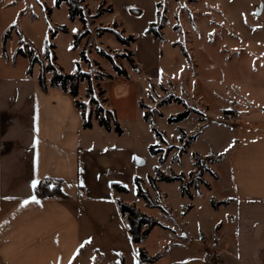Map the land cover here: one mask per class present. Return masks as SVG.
Wrapping results in <instances>:
<instances>
[{
	"label": "rangeland",
	"instance_id": "1",
	"mask_svg": "<svg viewBox=\"0 0 264 264\" xmlns=\"http://www.w3.org/2000/svg\"><path fill=\"white\" fill-rule=\"evenodd\" d=\"M57 1L0 0V30L10 32L5 60H17L27 70L28 59L14 54L21 38L41 57L49 51V60L42 58L44 65L52 60L64 72L78 68L86 72L92 89L87 80L80 86L85 115L102 103L100 86L105 90V106L116 112L125 136L135 139L138 152L148 158L147 166L140 169L145 179L142 188L159 206L149 207L136 192L122 195L125 201L159 221L169 220L181 236L214 238L219 234L216 223L232 212L223 203L218 208L212 205L221 201L227 181L214 180L213 171L222 169L215 159L197 168L193 154L204 156L222 146L229 123L264 114V18L260 8L255 9L261 0H76L83 21L71 20L66 0ZM151 21L163 25L161 39L145 32ZM109 29L137 39L124 44ZM101 51L127 75L118 74ZM129 52L136 67L126 55ZM33 71L39 72V64ZM107 73L114 77L106 78ZM187 109L186 118L169 121ZM92 121L91 133L118 136L114 128L110 132ZM150 145H155L157 155L150 152ZM155 164L165 174L182 173L193 199L181 197L180 181H161L156 187ZM148 173L155 174V185ZM190 201L193 207L188 210ZM162 232L166 241L168 231Z\"/></svg>",
	"mask_w": 264,
	"mask_h": 264
},
{
	"label": "crops",
	"instance_id": "2",
	"mask_svg": "<svg viewBox=\"0 0 264 264\" xmlns=\"http://www.w3.org/2000/svg\"><path fill=\"white\" fill-rule=\"evenodd\" d=\"M259 8L264 18L263 0ZM1 32L0 264H119L121 258L124 264H264V114L229 123L224 144L204 155L218 156L222 169L213 171L214 180L227 181L221 201L232 212L216 223L219 234L181 236L169 220L159 221L143 245L150 255L162 256L139 263L118 200L138 192L137 180L141 186L145 180L140 169L148 158L138 152L135 139L125 136L121 123L118 136L91 133L95 124L82 125L69 92L45 91L38 73L29 75L17 60L6 61ZM143 119L149 122L146 115ZM154 168L160 170L157 164ZM44 178L61 179L66 196L39 198L36 186ZM33 180L38 181L35 187ZM114 183L127 191L114 189ZM33 195L39 202L29 199ZM180 195L194 197L187 189H180ZM192 207L191 202L188 210ZM162 231H168L169 243L162 240Z\"/></svg>",
	"mask_w": 264,
	"mask_h": 264
},
{
	"label": "trees",
	"instance_id": "3",
	"mask_svg": "<svg viewBox=\"0 0 264 264\" xmlns=\"http://www.w3.org/2000/svg\"><path fill=\"white\" fill-rule=\"evenodd\" d=\"M61 0H58L57 3H60ZM68 4L69 9V17L71 20H75L77 17L80 18L83 21V10L82 6L76 1V0H66ZM109 8L112 9V5H109ZM158 14V12H157ZM155 21L149 22L145 32L148 34L153 35L155 38L161 39L163 37V33L161 31L163 25L156 26ZM63 30H66V26H62ZM111 31H115L112 29H109ZM115 35L117 39L124 43L128 44L130 41H135L137 37L133 34L125 36L122 31H115ZM10 36V32H6L2 34L1 37V54L3 57L7 55V40ZM78 36L76 35L75 43H77ZM19 44L17 48L15 49V53L17 56H22L28 59L29 61V67L26 70V73L29 75H33V67L35 64H39V72L37 74V79L40 83V86L43 90L48 91L50 89H60L63 91L69 92L75 100L76 106L80 111L81 118H82V125L84 127H91L92 126V119L98 121V123L105 127L107 130H112L113 128L118 133H122V128L118 122L117 114L114 110L108 108L105 106V103L107 101V98L105 97V90L102 89L99 86L98 83V93L100 96H102V103L97 104L94 111H91L88 116L84 113V100L80 99V86L82 82L85 80L88 81L89 75L81 71L80 68H78L75 72L69 73L64 72L62 69L57 68V66L54 64V62L48 61L46 65L43 64L42 58L49 60V51H45L44 56L41 57L40 55L35 53V50L33 47H29L28 44L24 43V41L20 38ZM24 43V46L22 44ZM76 45V44H75ZM54 44H51V47H53ZM28 47V49H27ZM104 53L103 51H101ZM106 57H108L114 64L115 71L120 75H127V70L117 64L112 56L109 54L104 53ZM126 55H128L131 63L133 66H137L135 63V59L133 58V53L129 52ZM53 59H56V56H54ZM106 78H112L113 74L107 73L105 74ZM88 89L91 90L92 83L91 81H88ZM95 101V100H94ZM189 114V110H184L180 113H178L175 116H170L169 121H181L184 118H186ZM147 117V115H146ZM153 129L156 131L157 135L161 136L160 131L153 127ZM162 137V136H161ZM150 151L153 154H157L158 150L156 149L155 145H150L149 147ZM195 158V166L198 168L203 163H205L208 160L211 159H218V156L216 155H206L201 156L198 153L193 154ZM157 174V180L159 181H167V182H173V181H180L181 183V192L184 193L186 191V187L184 185L185 177L183 174H164L159 169L156 170ZM151 182L153 185L154 179H151ZM188 184L191 185V180L188 181ZM138 185V196L144 198L147 205L150 207H158L159 204L155 202L152 197L143 190L142 186L140 185L139 181L137 180ZM113 188L118 191H127V188L124 186L114 183ZM36 195L39 198H46V197H64L66 194L62 190V180L56 179V178H44L40 180V182L36 186ZM225 201H213V205L216 206L218 204L224 203ZM120 212L123 217L126 218L127 224H128V230L130 233V237L132 242L137 246V253H138V260L139 263L144 262H156L161 256V253L150 255L147 251V249L144 247L143 242L152 230L157 225H160V222L157 218H155L152 215H148L145 212H142L135 204L129 203L123 200H118ZM119 264H124V258H121Z\"/></svg>",
	"mask_w": 264,
	"mask_h": 264
},
{
	"label": "snow or ice",
	"instance_id": "4",
	"mask_svg": "<svg viewBox=\"0 0 264 264\" xmlns=\"http://www.w3.org/2000/svg\"><path fill=\"white\" fill-rule=\"evenodd\" d=\"M74 31H75V29H74ZM37 142H38V141H37ZM37 183H38V181L33 180V181H32V185H33V187H35ZM29 199L32 200V201H35V202H39V201L37 200V198H36L35 195L31 196ZM27 202H28V200H25V201H24V203H27Z\"/></svg>",
	"mask_w": 264,
	"mask_h": 264
}]
</instances>
